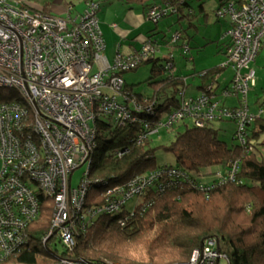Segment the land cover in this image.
<instances>
[{"label":"built area","instance_id":"2783aa9c","mask_svg":"<svg viewBox=\"0 0 264 264\" xmlns=\"http://www.w3.org/2000/svg\"><path fill=\"white\" fill-rule=\"evenodd\" d=\"M85 3V11L72 19L70 4L66 16L58 17L33 10L22 0H0V89L12 91L16 98L11 101V96L10 101L0 103V264L25 249L27 229L38 219L43 198L52 200V209L51 227L42 244L46 246L51 236H57L70 250L74 236L99 215L118 214L152 186L164 192L184 183L207 192L215 184L235 179V164L225 175L218 172L213 185L200 184L187 172L164 167L136 176L124 186L107 188L101 204L85 206L87 191L94 182L88 171L95 148V121L99 117L138 121L136 114L142 108L122 94V74L159 52V45L148 39L131 55L117 52L109 63L97 19L99 6L92 0ZM173 14L175 7L162 2L147 12L146 19L157 24ZM216 17L229 20L225 33L229 46L221 68L233 71L231 83L221 96L240 98V106L224 105L212 83L213 87H206L198 97L182 99L179 108L167 113L152 130L147 124L149 131L137 137V144L160 128L187 118L198 127L212 121H230L238 132L253 118L264 123V104L254 113L247 104L255 85L252 63L264 49V0H227ZM179 40L180 34L174 33L169 44ZM182 48L188 51L187 46ZM145 110L150 112L149 108ZM83 165H87L86 171L73 188L71 176ZM149 205L145 204L143 210ZM221 257L225 258L218 250L217 239L210 237L187 262L176 264H218ZM49 264L127 263L58 257Z\"/></svg>","mask_w":264,"mask_h":264},{"label":"trees","instance_id":"16d2710c","mask_svg":"<svg viewBox=\"0 0 264 264\" xmlns=\"http://www.w3.org/2000/svg\"><path fill=\"white\" fill-rule=\"evenodd\" d=\"M122 1L130 7H141L145 16L153 6L162 2H168L175 7L176 22L182 19L190 21L193 16L190 0ZM42 11L47 13L44 8ZM199 12H202V5ZM166 42L163 46H172L169 44L170 38ZM158 45L160 48L162 44ZM169 55L170 53L150 57L138 66L149 65L150 77L146 80L150 92L148 95L134 93L131 86L124 81L122 94H126L134 106L142 108L136 114L137 122L115 121L110 117L96 119L95 148L88 171L89 179L94 182L87 191L85 206L101 204L104 200L101 196L107 188L124 186L136 176L164 167L187 172L192 180L197 181L195 174H200L204 169L220 167L219 172L225 175L235 164L237 170L234 181L215 184L216 178L211 183H206L215 184L207 192L184 183L164 192H159L152 186L137 197L133 213L130 214L131 210L124 209L118 214L99 215L84 231L74 236L72 248H64L61 253L50 245L55 236L49 238L46 246L41 242L50 230L52 209V200L43 198L38 219L27 229L25 249L3 264H49L58 257L92 263H184L192 252L199 249L210 237L217 239L218 250L225 256L228 264H264L262 121L253 118L242 132H238L236 127L232 135L235 145H228L220 140L217 129L212 125L233 123L230 121H212L201 127L195 126L194 123L191 127L186 125L185 130L178 133L175 140L167 146L152 148L148 144V137L137 144V137L147 133L148 129L152 130L161 120L162 114L177 110L182 99L198 97L185 96L187 76H197L201 81L197 89L203 93L206 87H213L212 83H217V78L226 69L217 66L187 76L179 75L175 71L174 57L170 58ZM136 69L128 72H134ZM11 96L14 97L12 91L0 89V103L10 101ZM221 102L225 105L224 100ZM262 104L264 98L255 96L254 112L257 106ZM146 108L150 109L149 113H146ZM147 124L148 129L145 128ZM161 149L174 155V165H156L155 154ZM120 151L124 152L119 156ZM214 174L216 176L218 172ZM145 204L150 205L143 210ZM33 240L38 241L42 249L33 245Z\"/></svg>","mask_w":264,"mask_h":264},{"label":"rangeland","instance_id":"374dc122","mask_svg":"<svg viewBox=\"0 0 264 264\" xmlns=\"http://www.w3.org/2000/svg\"><path fill=\"white\" fill-rule=\"evenodd\" d=\"M98 4L99 10L97 12L98 22L101 18H103V14L105 9L108 10L106 18L112 19V22H116L113 18V13L109 6L117 7L119 10L123 8H128L122 1L118 0H92ZM227 0H190V6L193 12V16L190 21L186 19H182L179 22H176L177 17L175 14L170 15L162 19L157 24H153L148 21L145 17V21L148 23L147 26L150 30L149 35L151 34V39L160 42L162 38H166V41L169 40L172 34L178 33L180 34V41L175 43L172 46L166 47L161 45L159 48V54L157 56H162L163 54L170 53L172 57H174V66L175 71L179 75L187 76L194 72H201L213 67L221 66V64L225 61V53L228 47L229 41L225 38L226 29L229 23L228 18H217L216 11L219 7L224 4ZM200 5H202V12L200 13ZM131 8V7H130ZM135 11L141 13V7L134 6L132 7ZM86 9V3L84 4V9L82 13ZM112 12V15H111ZM192 24L193 26H190ZM155 26V27H154ZM196 27V28H194ZM155 29V30H153ZM112 30V29H111ZM110 28H107V32L109 35L108 46L105 47L104 56L108 58V61L111 63L115 58V50H116V35H114L113 31ZM151 32V33H150ZM147 33V34H148ZM129 39V38H128ZM131 40V39H130ZM151 40V41H152ZM167 43V42H166ZM127 44L122 43L121 51H126ZM138 45V44H136ZM184 46L188 47V51L184 52ZM105 57V58H106ZM109 62V63H110ZM253 64V69L255 70L256 77V85L251 90L248 96V107L251 112H254V98L255 96H259L261 99L264 98V49L261 50L259 55ZM96 69L93 67V70ZM233 75L232 69L226 68L217 78V83H214L215 94L220 97L221 101H225V105L229 107L240 106V98L231 97L225 98L221 96V91L230 85V80ZM163 76H165L163 74ZM162 76V77H163ZM122 77L127 85H130L134 93L148 95L149 88L146 85V80L150 77L149 65H141L134 72H126L122 74ZM201 81L197 78L196 75L187 76L186 84L187 88L185 91V96L195 97L199 93L197 89L200 85ZM222 97V98H221ZM119 101L122 100L121 97L118 98ZM16 100L15 97L11 99V101ZM165 114H162L161 120L164 121ZM191 127L193 125V121L191 119L186 120L184 122H178L173 124L171 127H163L160 128L158 133H153L148 136V144L150 147L156 146H167L175 140V136L178 133H181L185 130V126ZM213 127L218 131V137L220 140L226 142L228 145H235L236 142H233L232 135L236 130V126L233 123H212ZM219 129V130H218ZM261 152L264 154V149L261 148ZM155 162L159 167L174 165V155L170 152H165L164 150H158L155 154ZM87 165H83L82 167L75 170L71 176V186L73 188L79 185L81 177L83 173L86 171ZM221 170L220 167H212L208 169H204L200 174H195L198 182L200 184L211 183L216 176L214 173H217ZM137 203V200H131L126 209L131 210ZM85 218L87 216L85 215ZM42 242V240H41ZM33 245L38 246V248L42 249V246L38 243V241L33 240ZM53 249H56L58 253L64 249V246L60 243L59 238L55 236L53 241L50 243ZM10 264H19V263H10ZM218 264H228L224 257H221L218 261Z\"/></svg>","mask_w":264,"mask_h":264},{"label":"crops","instance_id":"0c3cea01","mask_svg":"<svg viewBox=\"0 0 264 264\" xmlns=\"http://www.w3.org/2000/svg\"><path fill=\"white\" fill-rule=\"evenodd\" d=\"M22 1H24L33 10H37V9L43 10L44 8V10H46L48 14L58 17L66 16L67 6L70 4L72 6V10L70 11L69 15L71 16L72 19H76L78 18L79 15L82 14V10L84 9V4L87 0H22ZM118 1H122V0H118ZM107 9H105L103 18L99 20L98 24L103 36L105 47L108 46L107 44L110 38L108 32L106 31L107 28H110V30L112 29L111 31H113L114 35H116L117 40L115 43L116 46L115 55L117 52L125 56L131 55L134 51L139 50L142 44L146 40L148 39L152 40L150 37L152 33L150 32L151 33L150 35L148 33L149 31L152 30H150L147 26L148 23L145 21L146 16L142 8H141V13H139L135 11L134 8L132 7L130 8V6L128 8H123L121 10H119L117 7L112 8V6H109V9L112 12L114 11L113 19L116 21L112 23H111L112 19L106 18L107 14L110 13L108 12ZM228 27H229V23L227 29ZM165 39H167V36L166 38L163 37L160 42L155 40L152 41L157 44L163 45V43L166 42ZM122 43L127 44L126 51H121ZM106 59L108 60L107 57ZM201 93L202 91L199 90L197 96H199Z\"/></svg>","mask_w":264,"mask_h":264}]
</instances>
